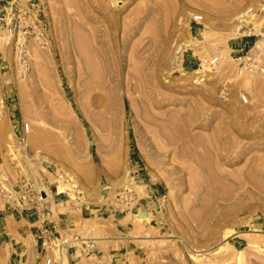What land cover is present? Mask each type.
<instances>
[{
    "label": "rangeland",
    "instance_id": "1",
    "mask_svg": "<svg viewBox=\"0 0 264 264\" xmlns=\"http://www.w3.org/2000/svg\"><path fill=\"white\" fill-rule=\"evenodd\" d=\"M15 2L44 38L19 51L0 25V264H44L64 238L75 264H264V12L256 34L234 25L260 0ZM26 183L46 188L37 209Z\"/></svg>",
    "mask_w": 264,
    "mask_h": 264
},
{
    "label": "built area",
    "instance_id": "2",
    "mask_svg": "<svg viewBox=\"0 0 264 264\" xmlns=\"http://www.w3.org/2000/svg\"><path fill=\"white\" fill-rule=\"evenodd\" d=\"M6 3L0 4V25H2L7 32L8 35L11 37H14L15 43V49H18L20 51V45H21V37L28 34H34L38 38H44L41 28V22L35 21L33 22V26L28 23L27 17H28V11L24 7H21L17 5L15 0H5ZM264 12V0H260V7L256 8L252 5H246L242 8H240L234 15V25L236 28V32L243 36H250L251 34H256L255 27L256 24L254 22L257 21L261 13ZM202 15L196 14L194 15L195 19H200ZM31 28V29H29ZM32 31V32H31ZM233 59L235 63V67L238 74H241L242 72L246 71L248 68H250L251 63L253 61L254 53L250 51V47H238L234 49ZM186 52V47L183 43H177L173 50V63L176 65H179L183 59L184 53ZM20 59L23 60V57L21 56ZM218 56L212 55L208 57L205 60L199 59L195 65V68L193 71H195V78L197 82H202L203 77L205 76L206 71H218ZM22 73H25V69L22 70ZM221 98H227V93L225 91L220 92ZM239 98L243 102L248 101V96L245 92H241L239 95ZM22 133H28L29 131V123L24 122L21 126ZM58 193H63L62 191ZM67 193V192H65ZM22 199L25 197L26 201L29 203H32L33 208L37 209V205L41 203L45 197L47 196V193L44 189H34L32 185H28V183L24 184V189L22 192ZM68 194V193H67ZM38 237L42 239L44 242L42 244L43 247H45V250L47 249L46 243L49 242L52 245L54 244L52 241L54 239H59L57 236L53 235V231L51 230V227L42 224L38 226ZM65 239V238H64ZM61 241V245L65 248L66 251L68 249H74L76 251L77 245L73 244L72 239ZM85 244V243H84ZM81 251L88 252L91 251L90 248H88L86 245L83 244L80 245ZM88 249V250H87ZM54 263V256L53 254H46L44 264H53ZM65 264H75L73 260L69 257V259L66 260ZM98 264H110L105 259H100Z\"/></svg>",
    "mask_w": 264,
    "mask_h": 264
},
{
    "label": "bare ground",
    "instance_id": "3",
    "mask_svg": "<svg viewBox=\"0 0 264 264\" xmlns=\"http://www.w3.org/2000/svg\"><path fill=\"white\" fill-rule=\"evenodd\" d=\"M256 41H258V39L256 40ZM258 46H259V44H260V42H259V44L258 43H256ZM256 44H254V47H252V48H255V50L256 51H261V49L256 45ZM251 48V49H252ZM209 56V55H208ZM207 56V57H208ZM97 57V56H96ZM205 57H206V54H205ZM203 58H204V56H203ZM93 59V58H92ZM97 59H100V58H97ZM91 60V59H90ZM95 60V59H94ZM88 62V61H87ZM91 62V61H90ZM92 63V62H91ZM101 63V62H100ZM100 63H99V65H100ZM37 64V63H36ZM87 64V63H86ZM94 64H95V62H94ZM97 64V63H96ZM219 64V63H218ZM90 66L92 65V64H89ZM86 66H88V65H86ZM97 67V66H96ZM93 69V68H92ZM95 69V68H94ZM97 69H99V68H97ZM103 70V69H102ZM101 70V71H102ZM89 71V70H88ZM94 71V70H93ZM100 71V70H99ZM99 71H98V73H99ZM100 71V72H101ZM90 73H91V71H90ZM95 74V73H94ZM97 76V75H96ZM101 76V75H100ZM88 79V78H87ZM100 79H102V78H100ZM107 79V78H106ZM37 136V135H36ZM38 137V136H37ZM40 138V137H39ZM200 159V158H199ZM202 162V161H201ZM193 163V162H192ZM195 165V164H194ZM199 172V171H198ZM65 179V178H64ZM59 181H60V184L58 185V189H57V192H59V191H61V190H63L64 189V187H65V185H68V186H70V188L71 189H74V187L76 188V189H78L75 185L76 184H73V182L71 183V182H64L63 180H62V178H61V180L59 179ZM75 183V182H74ZM44 187V186H43ZM45 190H46V188H45ZM47 192L48 193H50V191L49 190H47ZM73 191H69V193L72 195L73 193H72ZM74 195H72V197H73ZM145 216V215H144ZM137 218H142L143 217V215H138V216H136ZM231 230H226V232L225 233H229ZM67 238V237H66ZM95 238H98V236L97 237H95ZM99 238H100V236H99ZM65 240H70V239H65ZM64 240V241H65ZM74 240V239H73ZM54 241H56V240H54ZM75 241V240H74ZM254 246V245H253ZM54 248V247H53ZM52 250V249H51ZM53 251H54V253H55V257L54 258H56V263L57 264H65V262H66V260L67 259H69V257L66 255V251H65V248L61 245V241L59 242V243H57V244H55V248L53 249ZM241 251V250H240ZM240 254V253H239ZM54 255V254H53ZM240 256V255H239ZM71 258V257H70ZM71 260H73V262H74V258L72 257L71 258ZM54 263H55V260H54ZM75 263V262H74Z\"/></svg>",
    "mask_w": 264,
    "mask_h": 264
}]
</instances>
